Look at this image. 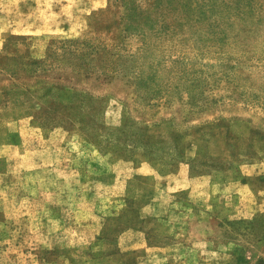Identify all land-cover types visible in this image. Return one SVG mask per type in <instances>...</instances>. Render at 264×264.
Returning <instances> with one entry per match:
<instances>
[{
  "label": "rangeland",
  "instance_id": "1",
  "mask_svg": "<svg viewBox=\"0 0 264 264\" xmlns=\"http://www.w3.org/2000/svg\"><path fill=\"white\" fill-rule=\"evenodd\" d=\"M128 1L153 31H128L120 0H0V264H264V0L252 18L238 0ZM86 46L143 57L129 71L157 91ZM57 88L96 101L92 137Z\"/></svg>",
  "mask_w": 264,
  "mask_h": 264
},
{
  "label": "trees",
  "instance_id": "2",
  "mask_svg": "<svg viewBox=\"0 0 264 264\" xmlns=\"http://www.w3.org/2000/svg\"><path fill=\"white\" fill-rule=\"evenodd\" d=\"M121 2H123V4L125 5L126 10L128 11V18L127 20L132 21L133 23H129L126 27V29H128V31H138L139 28L144 27V29H148V30H154L155 28H153L154 26V21H152V17L151 15L148 14V10H144L141 9L139 6H137L135 4L134 1H131L129 4L128 0H120ZM239 2H241V5H238V7L242 8V11L245 12L246 15H250L247 18H252L253 14L251 15V4L254 2V0H238ZM158 4V6H160L161 4H163V2H161L160 0H154L153 2V6H156V4ZM166 7L170 8L171 10H175V5L173 3H177L179 7L184 6L185 4L188 3V1L184 4H182L179 0H166ZM264 8V2L260 5ZM161 8L159 10V14L160 16L162 14H164L165 12V8ZM245 19V18H243ZM246 24V23H245ZM178 26V25H177ZM139 32V31H138ZM76 42L73 41H65L63 43V48L65 49H70L73 44H75ZM77 44V43H76ZM87 49H89L90 53L89 54H98L99 52H103L105 54H108L109 56H114L116 57V59H109L107 63L104 64L103 68L105 69V71L107 73L110 74H120L121 76H125L126 73H129L131 71L133 66L137 65L140 62V64L143 62V57H141V59L137 60V58L133 59L132 57H126L124 55L118 54L116 52H112L110 50L107 49H103V50H97L96 47H92V46H86ZM51 50V48H48V52ZM44 60L40 59V60H28L27 63L25 64V66L29 67V66H35V65H39L43 62ZM3 68L5 71H10L11 73H13L14 75L18 72H23L24 70H19V68H21L22 62L19 61L16 58H6L3 61ZM25 63V62H24ZM174 63V62H173ZM171 63V64H173ZM127 64H133L131 67H128ZM147 67H149L148 64H146ZM150 68V67H149ZM132 77L134 76L133 74H136V81H138V83L141 84V86L139 88H143L145 90V96H151L152 93H155L157 91V89L152 85V83L155 81V78L153 76L152 72H148L147 71H142L141 73L139 71H136L134 73H132ZM134 78V77H133ZM135 81V82H136ZM58 93H57V103L58 104H63L66 107V111H64V113H62L61 117H65L68 120H72L74 122H78L82 128V130L84 131V133H86L88 136L91 132V126H90V120H88V116L87 113H85L84 111V107L88 108V111L92 112L94 111V115H95V111L97 110V106L95 105L96 101L95 100H87L88 102H85V99H81L79 96H75L73 101H70V96L67 92H64L63 88H57ZM52 113H56L55 111H52ZM53 115V114H52ZM54 117V115H53ZM92 120L95 119L94 116L91 117ZM77 119V120H76ZM47 121L48 122H52L54 121L50 116H47ZM91 137L93 136L92 132H91Z\"/></svg>",
  "mask_w": 264,
  "mask_h": 264
},
{
  "label": "crops",
  "instance_id": "3",
  "mask_svg": "<svg viewBox=\"0 0 264 264\" xmlns=\"http://www.w3.org/2000/svg\"><path fill=\"white\" fill-rule=\"evenodd\" d=\"M176 259L174 257H172L171 255L169 256H162L160 255V253H156L153 254L149 257H147V259L138 261L135 264H172V263H176ZM185 264V262H184Z\"/></svg>",
  "mask_w": 264,
  "mask_h": 264
}]
</instances>
